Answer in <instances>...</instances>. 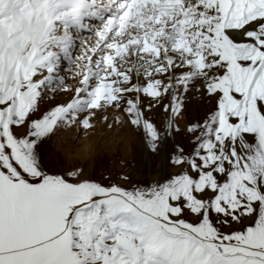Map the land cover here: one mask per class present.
I'll list each match as a JSON object with an SVG mask.
<instances>
[{"label": "snow or ice", "instance_id": "6c2138e0", "mask_svg": "<svg viewBox=\"0 0 264 264\" xmlns=\"http://www.w3.org/2000/svg\"><path fill=\"white\" fill-rule=\"evenodd\" d=\"M96 120L133 160L54 166ZM0 264H264V0H0Z\"/></svg>", "mask_w": 264, "mask_h": 264}, {"label": "rangeland", "instance_id": "374dc122", "mask_svg": "<svg viewBox=\"0 0 264 264\" xmlns=\"http://www.w3.org/2000/svg\"><path fill=\"white\" fill-rule=\"evenodd\" d=\"M138 146L139 139L126 122L109 128L96 120L86 129L75 124L60 128L48 143V154L52 164L60 169L91 172L107 168L117 172L133 160ZM132 170L128 167L129 172Z\"/></svg>", "mask_w": 264, "mask_h": 264}, {"label": "bare ground", "instance_id": "6f19581e", "mask_svg": "<svg viewBox=\"0 0 264 264\" xmlns=\"http://www.w3.org/2000/svg\"><path fill=\"white\" fill-rule=\"evenodd\" d=\"M84 145H85V146H84L83 148H84V150H85V149H87V144H84Z\"/></svg>", "mask_w": 264, "mask_h": 264}]
</instances>
